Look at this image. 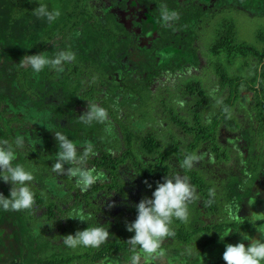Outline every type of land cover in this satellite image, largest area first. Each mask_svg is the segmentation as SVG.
Returning <instances> with one entry per match:
<instances>
[{
  "label": "trees",
  "instance_id": "1",
  "mask_svg": "<svg viewBox=\"0 0 264 264\" xmlns=\"http://www.w3.org/2000/svg\"><path fill=\"white\" fill-rule=\"evenodd\" d=\"M86 1L0 0V103L8 101L17 106L18 103L29 101L33 109L47 115L40 136L34 139L35 146L25 142L23 151L12 146L17 153L12 163L33 170V181L29 183L34 192V202L28 209L0 210V264H69L73 260L80 261V264H97L117 251L124 253V261H129L133 252L127 239L132 233L125 231L122 219L126 221L127 218L124 214H118L114 224L105 226L110 229V236L98 248H69L64 245L62 238L58 246L52 245V251L55 252H52L53 259L38 256L43 243H48L42 239L54 227L58 226L57 230L63 237L75 230L98 224V215L103 213L101 206L94 200L98 195L127 197L123 168L133 172L140 186L150 196L156 182L161 181L164 175L170 178L176 165L197 191L205 215L218 218L219 221L226 219L230 211L234 215L243 209V205L257 192L254 189L259 179H263V185L256 197L264 199L262 153L256 152L255 158L247 153L245 167L239 173H230L221 188L215 179L192 166L194 161L199 160L198 154L204 147L218 164L227 163L231 158L230 151L221 150L219 132L223 127L235 128L233 110L243 91L254 92L260 114L264 113V56H258L250 78L225 75L223 80L230 91L209 121L205 120V113L210 107L209 96L200 82H188L183 89V94L192 100L190 120L178 112L174 100L163 98L159 104L166 114V120L188 138L184 142L172 134L171 144L167 146L151 130L143 131L137 127L139 122L146 123L149 119L135 120V116L145 115L146 110L142 108V112L132 115L128 107L136 104L137 99L140 103V100L130 96L133 92L144 93L149 90V82L157 75V51L172 47H182L187 51L193 46V34L188 25L192 19H199L200 8L195 9L194 13H191V8H182L179 22L161 26L159 35L143 46L135 32L119 22L114 13L107 11L101 17L96 16L93 9L86 6ZM135 1L139 9L147 10L156 18L161 16L164 8L177 10L181 7L179 0ZM238 1L245 8H256L260 2H264ZM38 3L46 4L49 10L59 8L60 16L51 23L42 17L38 18L33 12ZM127 7V1L119 2L121 10H127ZM225 25L218 29L211 50L214 53L234 52L235 55L238 52L243 57L251 54V47L235 46L231 28ZM60 50L74 53V59L65 63L62 71L45 67L38 72L35 81L23 79L26 69L22 68L25 63H21L22 57L45 51L52 57ZM122 60L129 65L122 68ZM8 68L14 69L13 74L7 73ZM83 82L87 84L83 85ZM85 99L98 100L101 107L105 108L107 118L110 117L118 125L121 137L117 142H105L107 120L92 121L90 124L81 122V114L77 109ZM148 103L151 111L155 102L150 100ZM57 131L73 142L80 143L77 146L78 155L84 144H92L95 155H90L83 165L66 164L64 172H53L51 165L56 160L58 148L53 133ZM112 146L116 151L108 150ZM188 155L195 157L190 167L184 165ZM70 167L92 170L96 175L95 182L87 190L81 191L76 185V177L67 174L66 169ZM53 174L57 175V185L49 188L46 180L48 175ZM145 181L152 187H147ZM9 189L3 187L1 192L7 195ZM210 189L214 193L212 197L208 195ZM220 189L222 193L218 192ZM39 207L42 212L37 215L36 209ZM77 212L82 213L86 221L67 217ZM133 214L135 216V209ZM246 219L239 222V229V225H235L236 221L232 220L205 227L194 226L189 230L186 225L188 217L183 222L173 218L170 225L175 229L171 244L179 248L195 242V246L199 247L201 243L204 248L209 242L221 240L224 229L233 228L232 235L236 236L238 231L241 233L253 228L254 224L249 222L252 216ZM57 254L64 257L57 260Z\"/></svg>",
  "mask_w": 264,
  "mask_h": 264
},
{
  "label": "rangeland",
  "instance_id": "2",
  "mask_svg": "<svg viewBox=\"0 0 264 264\" xmlns=\"http://www.w3.org/2000/svg\"><path fill=\"white\" fill-rule=\"evenodd\" d=\"M121 1L123 0H87L86 6L91 7L95 15L99 17L107 11L114 13L117 20L128 30L140 34V18L143 14L134 8L132 0H125L127 1V10H121L119 8V2ZM206 1L195 0L193 2L194 4H192L195 8L190 10L191 13H194L195 9L200 8L198 11L199 19L197 21L192 19L188 25V28L193 34V46L187 51L182 47L157 51V75L149 82V84L151 83L149 87L150 91L148 90L144 93L142 91H138L137 93L133 92L130 96V98H139L140 100V103L137 99L136 104L128 107L132 115H137L142 112V108L146 110L145 115L135 116V120L149 119L146 123L139 122L137 127L143 131L151 130L167 146L171 144L172 134H175L184 142L188 138L181 130L176 129L166 120V114H164V110L159 104L163 98H167L170 101L174 100L178 112L190 120V104L192 100L183 94V89L188 82H200L209 96L210 107L205 113V120L209 121L211 116L223 105L222 101L230 91L229 86L223 80L225 75L250 78L253 76L254 67L258 62V56H264V2H260L256 8H245L238 0ZM180 2L182 7L186 8L188 6V0H180ZM177 16L176 14V18ZM174 20L176 21V19ZM168 22L172 23V20ZM224 23L228 24L225 25ZM223 25L231 28L232 35L235 38V46H249L252 49V53L245 57L238 54V52L237 55L234 52L227 53V51L214 53L211 47L217 38L218 29ZM139 40L141 45L147 46L152 39L139 38ZM43 53L49 56L46 51ZM231 54L234 56L232 57ZM229 55H231L230 59H228ZM126 65H129V63L122 60L121 67L123 68ZM22 68L26 69V76L23 77L25 81H35L37 79L38 72H33L26 61ZM13 72L14 69H7L8 74H13ZM86 82H83V85H86ZM150 100L155 102L151 111L148 103ZM87 103H94L101 106L98 100H82L77 109L80 114L86 111ZM260 110L254 92L243 91L233 110V118L236 122L235 128L228 129L223 127L219 132L218 142L220 143L221 150L230 151L231 158L227 163L218 164L211 158V155L204 147L198 154L199 160L192 163V166L200 169L212 179H215L219 188L225 185V181L228 180L230 173H239L245 167L247 153L252 154L251 158L256 157V152H259V154L262 153L260 155L264 160V113L260 114ZM46 119L47 115L33 109L29 101L22 104L18 103L17 106L11 105L8 101L2 102L0 103V141L7 140L18 151L25 149V142H28L27 144L30 146H35L34 139L40 136V131ZM104 134L106 143L110 142L114 144L121 137L118 125L110 117L107 118ZM16 138H20L21 141L18 145L14 143ZM74 143L77 146L80 145L78 142ZM58 150L57 148L56 153ZM108 150L111 152L116 151L113 146L108 148ZM25 151L28 152L27 149ZM173 164L175 165V161ZM175 166L171 177L178 175L186 178L182 171ZM122 176L127 183V197L122 198L100 194L94 198L96 204L103 209V213L98 215V224H102L101 226L103 227L107 226V224H114L117 221L118 214L125 215L127 220L122 219V222L125 224L131 222L135 218L133 214L135 204L141 198L149 196L140 186L137 178L129 168H123ZM262 182L263 179H259L255 183L254 191L256 192L257 190V192L254 195L253 203L251 204V198L248 203L243 205V209L237 213L240 216L239 222L246 221L249 215L252 218L264 216V199L256 197L262 188ZM46 183H48L49 188L55 187L57 185V175H48ZM3 187L10 188V183H0V192ZM220 190L218 192L222 193V189ZM187 210L188 220L186 225L189 230L193 229L194 226L205 227L207 225H215L222 221L232 222L233 220L230 218V213L233 214L232 211L229 212L226 219L220 221L215 217H207L202 209L201 200L196 190H194L193 199L187 204ZM41 212V207L36 209L37 215H40ZM239 222L236 221L235 225L241 224ZM254 223L256 224H254L253 228H249L247 231L241 233L238 231L236 236L232 235L233 228H227L231 229L229 234L224 237L228 241L223 242L218 240L209 242L204 248H202L201 243L199 247L195 246V242L188 246L181 245L178 248L176 245L171 244L174 240L172 236L165 237L162 239L158 249V253L160 254L154 257L142 256L140 264H225L221 258V254L226 243H235L241 240L242 233H247L250 237L264 239V237L260 236L256 227V225H259L261 231H264V221H254ZM239 228H241V225L238 226ZM57 229L58 226L54 227L47 232V237L42 239L48 241V243H43L41 250L38 252L39 257L46 259H49L48 257L50 259L54 258L52 255V252H54L52 251V245L56 244L58 246V243L63 238L58 232L59 229ZM170 229L173 232L175 227L170 225ZM108 231L109 237V228ZM121 239L124 240L125 238L122 236ZM244 242L245 244L248 243L247 241ZM63 247L66 248L64 245ZM62 253L64 254L63 251ZM123 254L121 251L114 252L112 255L101 259L97 264H129L130 260L124 261ZM63 257L64 255L62 254L56 255L57 260ZM69 264H80V261L73 260Z\"/></svg>",
  "mask_w": 264,
  "mask_h": 264
},
{
  "label": "clouds",
  "instance_id": "3",
  "mask_svg": "<svg viewBox=\"0 0 264 264\" xmlns=\"http://www.w3.org/2000/svg\"><path fill=\"white\" fill-rule=\"evenodd\" d=\"M34 14L38 18H44L48 23L54 21L60 16V10L53 7L49 10L44 3H38L33 9ZM164 21L173 20L176 18V13L164 10L161 13ZM74 59V53L71 50H60L52 57L47 56L43 52L22 57L21 63H28L33 72H40L45 67L54 69L57 72L63 70L65 63ZM80 120L84 124H90L92 121L105 122L107 120V112L105 108L97 104H88L86 111L81 113ZM58 152L56 160L51 165V169L55 173L65 171L64 165L77 164L83 165L84 161L90 155H95L92 144H84L81 146L80 154L78 155L77 145L70 140L66 135L57 131L53 133ZM15 144H20V138H16ZM16 153L12 145L7 140L0 141V181L10 183L11 187L7 195L0 192V210L19 211L28 209L33 205L34 192L30 187L33 181V170L26 168L22 164H13ZM195 157L188 155L184 159V165L191 166V161ZM69 176L76 177V185L81 191L87 190L96 180V175L92 170L83 167H70L66 169ZM146 186L151 188V184ZM258 194V193H257ZM194 189L186 178L178 175H173L171 178L164 175L161 181H157L155 187L151 191L150 196L141 198L135 204V218L125 224L126 231L132 233L127 239V244L133 251L129 264H140L141 257H154L158 253L160 243L163 238L170 237L173 232L170 231V224L173 218L186 221L188 217L187 204L193 199ZM209 197L214 195L210 189ZM252 202L254 196H251ZM69 218H77L80 221H86L82 213H74L67 216ZM239 217L236 214L230 213V218L239 222ZM264 221V216L253 217L249 220ZM97 224L94 226H86L83 229L75 230L73 233L63 235V243L69 248H98L108 237V228ZM261 237H264V231L256 225ZM231 229H225L223 240L229 234ZM241 240L235 243H226L221 254L225 264H264V239L250 237L247 233L241 234ZM244 241L248 243L245 244Z\"/></svg>",
  "mask_w": 264,
  "mask_h": 264
},
{
  "label": "flooded vegetation",
  "instance_id": "4",
  "mask_svg": "<svg viewBox=\"0 0 264 264\" xmlns=\"http://www.w3.org/2000/svg\"><path fill=\"white\" fill-rule=\"evenodd\" d=\"M195 0H188V6L186 8H191V9H194L195 6H192V4H194ZM206 1V0H205ZM133 2V6L134 8H136L138 10L139 13L143 14L140 18V34H136V36L139 38H147L148 40L149 39H154L156 38L159 33V28L161 26H171L173 24H176L177 22H179V19H180V15H181V12H182V8H185V7H182V4L180 2V6L182 7H178L177 10H172V9H169V8H164V10H167L168 12H175L178 16L176 19V21L173 19L172 20V23L168 22V21H164L162 19V16L156 18L154 16H152L147 10L145 9H139V6L137 4V2L135 0H132ZM207 2V1H206ZM179 12V13H178ZM140 41V40H139ZM174 48V47H172Z\"/></svg>",
  "mask_w": 264,
  "mask_h": 264
}]
</instances>
